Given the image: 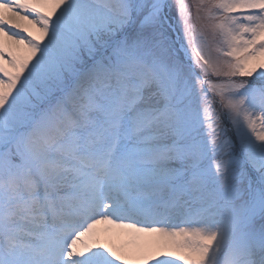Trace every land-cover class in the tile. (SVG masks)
<instances>
[{"label": "snow or ice", "instance_id": "6c2138e0", "mask_svg": "<svg viewBox=\"0 0 264 264\" xmlns=\"http://www.w3.org/2000/svg\"><path fill=\"white\" fill-rule=\"evenodd\" d=\"M0 264H264V0H0Z\"/></svg>", "mask_w": 264, "mask_h": 264}]
</instances>
